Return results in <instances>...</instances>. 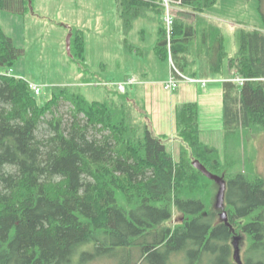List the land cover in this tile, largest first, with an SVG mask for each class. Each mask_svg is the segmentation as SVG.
I'll use <instances>...</instances> for the list:
<instances>
[{"label": "trees", "instance_id": "1", "mask_svg": "<svg viewBox=\"0 0 264 264\" xmlns=\"http://www.w3.org/2000/svg\"><path fill=\"white\" fill-rule=\"evenodd\" d=\"M220 2L182 0L168 32L161 0H116L124 33L137 19L157 22L154 51L183 75L246 79L222 84L223 158L202 141L197 103L176 107V160L147 116L135 120L131 90L122 94L114 85L100 102L57 86L41 104L30 82L0 73V264H73L103 255L119 258L116 264H174L181 256L187 264H237L234 236L242 238L243 264H264V177L253 165L250 175L240 172L229 151L235 142L242 148L245 131L264 132V0L263 26L239 27L234 57L212 14ZM32 6L0 0V18ZM71 34L70 54L84 62V33ZM22 54L0 22V66L13 67ZM194 161L225 177L232 229L214 208L217 186Z\"/></svg>", "mask_w": 264, "mask_h": 264}, {"label": "rangeland", "instance_id": "2", "mask_svg": "<svg viewBox=\"0 0 264 264\" xmlns=\"http://www.w3.org/2000/svg\"><path fill=\"white\" fill-rule=\"evenodd\" d=\"M32 1L33 9L27 10L24 15L1 12L2 28L13 39L14 45L23 50V54L13 67L0 66V73L41 86L42 93L37 96L41 104L51 98L52 89L57 86L69 87L84 95L89 101L103 102L109 96L108 91L114 89L116 83L126 82L131 77L137 78L139 67L146 65V62L149 64L150 59L155 56L153 49L158 41L157 22L149 18L137 19L130 33L126 35L116 0ZM261 3L262 0L261 2L221 0L218 7L212 10V14L219 19H217L219 24H222L230 57H234L239 48L237 35L239 27L263 26V18L259 12ZM176 12H179L176 8L171 10L172 14ZM71 28L84 33L86 46L84 62L74 58L67 49V38L71 34ZM125 40L143 53L136 55L127 52L123 45ZM152 69L155 71L150 75L154 76H159L157 71L160 74L162 70L163 73L166 72L165 65L163 67L156 62ZM129 87L128 85L127 88ZM130 97L135 120H143L145 117L143 100L137 97L134 99L131 93ZM67 110L68 107H65V111ZM251 135L252 131H245L242 136V148L238 150L235 142L229 151L239 159L235 168L240 172L250 175L252 173L250 166L253 165L264 177V132L254 137ZM165 139L168 144L169 141H175L173 136ZM202 139L207 145L218 149L220 156L224 157V139L219 129L204 130ZM176 140L179 141L177 138ZM214 192H217L216 187ZM177 218L178 215L175 219ZM242 250L244 252V248ZM120 257L122 258L121 253ZM118 260L119 258L111 259L103 255L97 261L81 262L76 257L73 264H116ZM172 261L174 264H187L189 259L186 261L184 256H181Z\"/></svg>", "mask_w": 264, "mask_h": 264}, {"label": "crops", "instance_id": "3", "mask_svg": "<svg viewBox=\"0 0 264 264\" xmlns=\"http://www.w3.org/2000/svg\"><path fill=\"white\" fill-rule=\"evenodd\" d=\"M5 34L9 36L6 32ZM154 55L155 56L150 59L149 64L146 62V65L139 67V75L137 78H139L141 82L131 88V94L134 99L137 97L143 100V113L150 119L157 136L165 138L174 137L175 141H169L168 144V150L173 157L177 160L180 157L181 150V143L175 138L177 131L176 107L180 104L197 103L199 105L200 127L202 130L201 137L203 136L204 130L219 129L224 138L223 81L221 79H216V81L211 82L206 88L184 82L177 90L173 92L166 91L164 83L169 78V73L171 71L170 65L160 60L155 51ZM155 62L156 64H162L163 67L165 65L166 72L163 73L162 70L161 74L157 71L159 76L150 75L156 70V68L155 70L152 69ZM142 63L143 61L140 62V64ZM227 77L225 79H227Z\"/></svg>", "mask_w": 264, "mask_h": 264}, {"label": "water", "instance_id": "4", "mask_svg": "<svg viewBox=\"0 0 264 264\" xmlns=\"http://www.w3.org/2000/svg\"><path fill=\"white\" fill-rule=\"evenodd\" d=\"M71 38H72V34H70L67 38V49L69 53L71 51ZM193 167L216 184L217 193L215 195L214 207L216 210L220 211V222L224 223L226 226L232 229V227L228 222V214L225 209L226 191H227V182L225 180V177L212 174L206 169V167L200 161H194ZM241 240L242 238L240 236H234L232 241V245L234 247L233 258L237 264H243L241 258V247H240Z\"/></svg>", "mask_w": 264, "mask_h": 264}, {"label": "built area", "instance_id": "5", "mask_svg": "<svg viewBox=\"0 0 264 264\" xmlns=\"http://www.w3.org/2000/svg\"><path fill=\"white\" fill-rule=\"evenodd\" d=\"M164 7L166 8V14H165V20L167 22L168 25V32H170L171 29V25H172V20H171V10L173 9V6L175 4L180 5L182 3V0H161ZM168 42H169V51L171 54V40L170 37H168ZM170 61H171V71H172V75L169 79V81L167 82L165 88L167 90H173L175 88H177L179 86V83L181 81H186V82H190V83H200L203 86H206L208 81L207 80H195V79H190L187 78L186 76H184L182 73H180L176 66L173 64L172 58L170 57ZM246 79L237 76L233 79V81L237 82L239 85H243ZM135 83H137V80L135 78L129 79L126 83H121L118 85V89L120 90V92L125 93L127 86L129 85H134ZM30 88L34 91V93L36 95H39L41 93V88L37 85L34 84H30Z\"/></svg>", "mask_w": 264, "mask_h": 264}, {"label": "flooded vegetation", "instance_id": "6", "mask_svg": "<svg viewBox=\"0 0 264 264\" xmlns=\"http://www.w3.org/2000/svg\"><path fill=\"white\" fill-rule=\"evenodd\" d=\"M217 211V215H220V211L216 210ZM234 238V237H233ZM233 240V239H232Z\"/></svg>", "mask_w": 264, "mask_h": 264}]
</instances>
